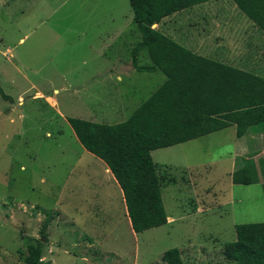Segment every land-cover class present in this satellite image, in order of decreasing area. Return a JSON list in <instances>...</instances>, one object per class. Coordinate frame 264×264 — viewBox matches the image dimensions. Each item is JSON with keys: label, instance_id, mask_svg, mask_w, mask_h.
Here are the masks:
<instances>
[{"label": "rangeland", "instance_id": "rangeland-1", "mask_svg": "<svg viewBox=\"0 0 264 264\" xmlns=\"http://www.w3.org/2000/svg\"><path fill=\"white\" fill-rule=\"evenodd\" d=\"M132 18L128 0H0V264H24L40 237L50 264H165L170 248L182 264H233L223 246L235 225L264 222L260 109L240 133L152 150L170 219L131 229L116 181L67 119L119 123L164 81L124 65L139 40ZM158 29L264 77V33L232 0L173 13Z\"/></svg>", "mask_w": 264, "mask_h": 264}, {"label": "trees", "instance_id": "trees-1", "mask_svg": "<svg viewBox=\"0 0 264 264\" xmlns=\"http://www.w3.org/2000/svg\"><path fill=\"white\" fill-rule=\"evenodd\" d=\"M207 1L128 0L139 33L130 50L131 65L139 72H160L164 81L119 123L67 119L79 143L107 166L122 190L135 233L167 223L152 150L232 125L240 133L264 110V77L196 53L154 26ZM232 1L264 33V0ZM143 56L148 61L140 64ZM0 94L6 97L1 89ZM242 109L250 112L246 123L238 121ZM45 229L46 223L42 237ZM235 234V240L224 243V257L233 264H264V222L236 224ZM43 247L41 237L29 243L24 264H50L42 258ZM161 259L165 264H182L177 248L164 251Z\"/></svg>", "mask_w": 264, "mask_h": 264}, {"label": "crops", "instance_id": "crops-1", "mask_svg": "<svg viewBox=\"0 0 264 264\" xmlns=\"http://www.w3.org/2000/svg\"><path fill=\"white\" fill-rule=\"evenodd\" d=\"M160 24V23H159ZM159 24H156L155 25V27L156 28H159ZM194 52H196V53H200V52H197V51H195V50H193ZM200 54H203V53H200ZM208 56V55H207ZM124 63V62H123ZM128 69H133V67H132V65H131V62H128V63H125L124 64ZM128 65V66H127ZM153 73H155V72H153ZM117 78H118V81L119 82H122L123 81V79L121 78V76L120 75H117ZM105 165V164H104ZM105 167H106V169L108 170V172L110 173V175H111V179L113 180L114 179V177L112 176V174H111V172L109 171V169L107 168V166L105 165ZM115 180V179H114ZM113 180V181H114ZM117 183V182H116ZM118 185V184H117ZM118 187H119V185H118ZM119 189H120V187H119ZM121 190V189H120ZM121 195H122V190H121ZM121 199H122V201L124 202V199H123V195L121 196ZM125 204V203H124ZM125 210H126V207H125ZM127 214V211L125 212V215ZM128 216V215H127ZM170 219V217L169 216H167V221ZM130 222V221H129Z\"/></svg>", "mask_w": 264, "mask_h": 264}, {"label": "water", "instance_id": "water-1", "mask_svg": "<svg viewBox=\"0 0 264 264\" xmlns=\"http://www.w3.org/2000/svg\"><path fill=\"white\" fill-rule=\"evenodd\" d=\"M42 239V241H44V239L43 238H41Z\"/></svg>", "mask_w": 264, "mask_h": 264}]
</instances>
